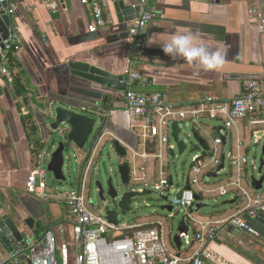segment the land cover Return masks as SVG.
I'll use <instances>...</instances> for the list:
<instances>
[{"label": "crops", "instance_id": "0c3cea01", "mask_svg": "<svg viewBox=\"0 0 264 264\" xmlns=\"http://www.w3.org/2000/svg\"><path fill=\"white\" fill-rule=\"evenodd\" d=\"M12 1L16 11L12 22L18 26L17 38L21 49L13 55L11 64L20 78L18 84L22 93L17 94L14 86L6 87L0 94V203L19 228L25 242L42 241L46 232L54 229L58 263L61 264V244L66 241L71 246L72 224L60 199L42 200L26 190L29 175L37 164L33 141L42 143L43 146L47 143L51 134L49 123L46 122L47 111L54 103L65 104L77 110L102 107L107 112L104 130L107 135L100 146L116 139L127 153L131 154V149L142 152L140 140L130 131L132 119L125 110L121 93H116L105 104L106 96L114 92L74 75L70 68L71 63H85L108 70L114 75H125L131 56L128 29L133 22L126 20L137 15L135 12L126 17L121 15L120 19L115 5L110 0H101L106 25L97 32H91V13L81 0H52L58 6L60 16L54 15L45 4L36 0ZM123 1L126 5H138V0ZM32 4L35 6L30 11L29 6ZM151 4L158 13V17L149 26L154 44H148L138 64L146 84L134 86V91L142 94L161 93L174 106L187 107L208 95L225 101L238 98L246 80L230 77L264 79V31L248 16L247 0H221L220 3L215 0H151ZM177 29L195 34L198 46L202 45L213 51L219 49L224 55L223 64L212 71H204L202 67L197 68L182 59L172 60L165 55L160 44L170 40ZM24 109L28 112L27 115H24ZM28 116L36 126L32 136L24 124ZM260 117L264 118V114ZM205 128L207 131L212 130L207 123ZM255 128L248 119L240 122L237 129L230 133V150L235 148L236 139L239 138L245 142L242 150L247 156L250 146L255 145L251 141ZM223 152L225 153V148ZM86 155L78 158L80 161L84 160ZM137 163L142 166L141 160H137ZM251 164L252 171L255 172L258 169L256 161ZM147 166V178L152 180V162L148 161ZM219 172L211 170V174L204 177L212 178L210 175L215 173L218 176ZM236 177L232 173L224 185L215 189L203 180L198 189L197 204H201L208 195L222 196L217 190L232 184ZM244 177L243 185L248 180V169ZM244 187L250 195L264 197V186L260 191L250 184ZM48 189L51 193L54 192L51 188ZM231 192L233 198L226 203L229 207L224 211L208 216L200 214L201 208L196 215L203 220L229 217L233 213L234 204L244 202L239 196L240 191L229 188L227 195ZM131 220L137 224L163 223L150 216ZM59 226H63V234L56 229ZM240 234L233 232L235 237L230 242L211 243L209 247L232 264H264V246L260 243L259 255L254 248L249 249L253 252H248V248L243 246V239L238 237ZM21 244L23 243H17L13 239L0 242V256L8 260ZM173 246L177 249L174 241ZM81 250V246L71 247L70 262ZM14 264L30 263L21 257Z\"/></svg>", "mask_w": 264, "mask_h": 264}, {"label": "built area", "instance_id": "2783aa9c", "mask_svg": "<svg viewBox=\"0 0 264 264\" xmlns=\"http://www.w3.org/2000/svg\"><path fill=\"white\" fill-rule=\"evenodd\" d=\"M36 1L45 4L53 14L59 13L54 1ZM122 1L110 0L114 5ZM81 2L91 13L92 23L89 30L97 32L106 25L101 0H81ZM247 2L248 16L264 31V0H247ZM0 4V15L10 18L7 38L3 37L0 27L1 94L6 87H14L16 84L18 75L12 67L11 59L20 51L21 46L17 38L18 26L12 22L16 15L15 4L12 0H0ZM34 6L35 4L30 5L29 10L32 11ZM138 6L140 12L128 29L131 56L125 72L128 76L127 90L121 93L125 110L130 113L132 119L130 131L140 140L142 149V152H138V149L130 150L131 157L127 159L129 177L132 183L141 186V192L149 190L151 193L159 194L160 198L166 196L167 205L173 207V211L176 209L177 214L184 212L183 217L188 232L178 231L182 243L180 250L175 248V251L168 246L164 223L137 224L130 220L114 225L104 214L95 213L88 208L87 185L90 172L95 165L100 144L107 134L103 133L90 147L84 160L80 161L77 156L78 179L72 191L63 194L49 191L46 181L47 171L40 165V155L36 159V167L29 175L26 190L42 200L58 198L65 205L72 224L73 239L71 246L66 241L61 244V264H71L70 250L73 246L82 248L81 252L75 255L74 264H232L209 246L211 243L230 242L235 237L233 232L247 233L250 237L258 239L259 234L250 227L246 217L257 218L261 214L264 215V197L250 195L243 185L248 166V158L242 150L245 142L237 138L235 148L229 153H224V140L228 145L230 133L246 119L255 127L264 124V118L260 117L264 114V79L246 81L242 94L232 101L208 95L198 103L187 107L174 106L167 102L161 93L142 94L134 91V86L146 84L138 64L151 37L149 26L158 17L151 0H138ZM23 113L28 114L25 109ZM106 114L101 113V116L105 118ZM208 120H222V129L218 132L216 128H212L216 133L212 144L208 145L205 141L207 147L197 151L187 182L183 185L176 184L165 163L166 154L171 155L176 149V143L172 138V126L177 124L181 128V124L189 123L194 134L201 137L200 132L209 134L205 128ZM209 136L211 137L210 134ZM263 139L264 131L255 128L251 135L252 143L258 145ZM223 159L229 160L231 167L236 170L237 177L232 184L220 187L217 192L224 196L228 194L229 188L237 189L244 202L235 203L233 213L225 219H200L196 216L198 189L206 178L204 176L211 174V170H218L225 162ZM137 160L142 161V166ZM148 161L153 165L152 186L147 178ZM56 229L61 234L65 232L63 226ZM43 239L39 242L27 241L19 245L8 260L0 256V264L17 263L23 256H26L30 264H59L54 229L48 230ZM190 250L192 253L189 254Z\"/></svg>", "mask_w": 264, "mask_h": 264}, {"label": "water", "instance_id": "95a60500", "mask_svg": "<svg viewBox=\"0 0 264 264\" xmlns=\"http://www.w3.org/2000/svg\"><path fill=\"white\" fill-rule=\"evenodd\" d=\"M215 1L216 3H220L221 0H215ZM115 8L120 19L122 18L121 15L126 17L128 14H133L135 12V14L138 16L140 12V7L138 5H133V6L126 5L124 1L116 4ZM59 14L60 13L54 15L60 16ZM137 16L128 19L126 21L135 20ZM9 24H10V18L7 16L0 15V27H1V31L4 34L3 35L4 38H7ZM70 68L72 69L74 75L92 81L114 92L113 94L106 96L105 104L108 102L110 98H113L116 93H122L127 90V80H128L127 75H114L108 70L91 66L85 63H71ZM230 78L235 80H246V81L251 79H259L257 77H248V76H233ZM57 104L60 106L55 110V116H53L52 114L53 123L49 124V128L51 129L50 130L51 134L47 143L51 140V136L54 132L56 133L58 132L63 137V141L58 143L57 150L54 152L50 163L48 164V166L45 167V169L47 172L53 174L55 180L59 182H65L66 177L64 175L63 169L65 167V160H66L65 157V150L67 148L66 142L73 143L78 150H84L89 143H91V146H93L96 143V141L99 139V137L104 133V130L106 129V124H105L106 117L105 118L102 117L101 113H107V112L102 107L94 108L93 110L86 109V110L78 111L77 109H73L70 107L65 108L66 107L65 104H59V103ZM73 110H77V111H73ZM99 118L101 123L99 124L98 127L99 129L97 133L94 134L95 127L97 125V119ZM62 125H65L66 128L68 129L67 134L64 133V130H61ZM221 129L222 127L216 128L218 132H220ZM181 133H182V128H180L177 124H174L172 126V138L173 141L176 143V146H178L179 154H183L187 148V144L180 139ZM194 135L195 138L197 139V144L194 146V151L197 152L201 148L206 149L207 146L205 140L199 137L198 134H194ZM109 141H107L106 143L110 144V147L116 152V154L119 157H126L127 151L120 144L119 141H117L116 139L111 140L110 142ZM46 144L43 146V148L46 146ZM225 144L226 141L224 140V145ZM42 149L40 151H42ZM101 149L102 148H99L97 157L100 154ZM40 151L36 153L37 158L40 155ZM262 154L264 155V144H263ZM175 155H176L175 151H172L171 156L174 157ZM77 156H78L77 154L74 155L76 160H77ZM223 161L225 160L223 159ZM224 168H225V163L223 162V164L219 167L218 171H222ZM118 172L120 175L121 183L123 185L128 186V189L124 190L121 196H119V191L115 189L112 178H109L107 182L108 190H105L104 185L101 181H97L95 183L100 200L103 202L107 200H111L114 202L115 207L113 209H110L108 207H106L105 209H100V213L104 214L109 220V222L114 225L123 223L120 222L119 220L121 215L126 216L128 213L133 211L134 198H136L137 196L143 197L151 194L149 190H145L144 192H141L140 189L136 190V188L134 187L140 186L139 184L131 185L132 182L130 181V177H129V164L127 163V159H125L124 161H120ZM256 172H258L259 178H255V176H252L250 185L254 187L257 191H260L263 189L264 186L263 157L260 160V164ZM210 177L215 178L217 177V174L213 173L212 175H210ZM1 196L2 194H0V198H2ZM162 199L166 201V204L162 206V210L171 213L173 211V207L167 205L168 197L165 196ZM196 200L197 202L199 201L198 196L196 197ZM203 206L204 205L202 204H197V209L200 210ZM246 220L250 225V227L253 228L259 234V238L257 239L259 243L264 244L262 242L264 241V215L261 214L257 218L246 217ZM178 231L180 233L188 232V227L185 223L184 217H182V219L180 220L177 233L173 238V241L177 249L180 250L182 243ZM10 239L15 240L17 243H25L24 238L19 231V228L9 217V215L7 214L6 210L3 207V204L0 203V242L5 243L8 242V240ZM23 257L24 260H27L26 256ZM28 263H30L29 260Z\"/></svg>", "mask_w": 264, "mask_h": 264}, {"label": "rangeland", "instance_id": "374dc122", "mask_svg": "<svg viewBox=\"0 0 264 264\" xmlns=\"http://www.w3.org/2000/svg\"><path fill=\"white\" fill-rule=\"evenodd\" d=\"M60 105L54 103L48 112L46 117V122L51 124L53 123V116H55V110ZM65 107V106H63ZM65 108H68L66 106ZM77 111V110H73ZM79 111V110H78ZM101 123L100 118L97 119V125L95 127L94 134L97 133L99 124ZM206 123L209 125L210 128H216L219 126H223L222 120H208ZM182 133L180 134V139L183 140L187 144V148L183 154H179L178 146H176L175 153L176 155L172 157L170 154H166L165 156V163L168 166L169 174L173 177L176 184H184L187 182L188 177L190 176V170L193 164V158L198 154L194 151V146L197 144V139L195 138L194 131L191 128L189 123L181 124ZM256 129H264V125L256 127ZM61 130H64V133L67 134L68 129L65 125L61 126ZM209 134H205L204 132H200L201 138H203L208 145L212 144L213 137L216 136V133L213 130L207 131ZM63 141V137L57 132H54L51 136V140L46 144V146L40 151V165L45 168L50 163L54 152L57 150L58 143ZM110 142V141H109ZM264 141L261 142L259 145H251L250 150L247 154L248 157V180L245 181L244 185L247 186L251 182V177L255 176V178H259L258 172L252 171V161H256L257 166L259 167L260 160L264 155L262 154ZM91 143L87 145L84 150H78L77 147L73 143L66 142V150H65V167L63 169L64 175L66 177L65 182H59L55 180L52 173L47 172L46 181L48 187L51 188L56 193H66L72 191L74 186L77 183L78 179V164L76 163V159L74 157L75 154L78 157L82 155H86L88 153V149L90 148ZM101 152L96 158L95 165L90 172V178L87 185V206L90 210L95 213L100 212V209H105L106 207L113 209L114 202L111 200L101 201L97 192V187L95 183L97 181H101L104 185L105 190L107 188V182L109 178H112L113 185L117 191H119V196L122 195L124 190L128 189L127 185H123L121 183L120 175L118 172L120 161L125 159H129L131 157L130 152L127 153L126 157H119L116 152L110 147V144L104 143L101 146ZM231 148V144L225 147V153H229ZM236 174V170L233 169L230 165L228 159L225 162V169L218 173L217 178H207L203 179L207 185L212 186L213 189L224 185L226 180L231 174ZM254 174V175H253ZM149 184L152 186V180L149 179ZM215 183V184H214ZM134 183H131V185ZM136 190H139L140 186H135ZM233 198V193L231 192L227 196H219L218 194L208 195L205 199L201 201V204L204 206L202 207L200 214L212 216L218 212H222L229 207L226 205L227 202L231 201ZM166 204L162 198H160L159 194L151 193L146 196H137L133 199V211L128 213L126 216H122L119 218L120 222H128L133 218L138 217H146L150 216L155 220L162 221L165 225L166 230V240L168 246L175 250L173 246V238L177 233L178 225L180 220L183 217L184 212H180L177 214V210L175 209L172 213L168 211H163L162 206ZM173 214V217L171 215ZM199 217L198 215H196ZM191 237H193V233H191ZM238 237L243 239V246L249 249L254 248L256 250V254L259 255L260 253V246L261 244L255 238L250 237L247 233H241ZM258 251V252H257ZM75 263V258L71 259V264Z\"/></svg>", "mask_w": 264, "mask_h": 264}, {"label": "clouds", "instance_id": "9594fccd", "mask_svg": "<svg viewBox=\"0 0 264 264\" xmlns=\"http://www.w3.org/2000/svg\"><path fill=\"white\" fill-rule=\"evenodd\" d=\"M197 36L192 33L181 32L177 29L172 33L170 40L160 44L165 55L172 60L182 59L185 62L200 68L204 71H212L219 68L224 62L223 53L217 49L215 51L205 46L197 45ZM148 44H154L153 36L149 37Z\"/></svg>", "mask_w": 264, "mask_h": 264}, {"label": "trees", "instance_id": "16d2710c", "mask_svg": "<svg viewBox=\"0 0 264 264\" xmlns=\"http://www.w3.org/2000/svg\"><path fill=\"white\" fill-rule=\"evenodd\" d=\"M19 77H17V81H16V84H15V89L17 91V94H21L22 93V88L21 86L18 84L19 82ZM30 117L28 116L27 118H25V126L28 128L31 136L34 134V132L36 131V126L34 125V123L30 120ZM33 146H34V151L39 152L42 148H43V144L42 143H39V142H35L33 141Z\"/></svg>", "mask_w": 264, "mask_h": 264}, {"label": "flooded vegetation", "instance_id": "af4514ba", "mask_svg": "<svg viewBox=\"0 0 264 264\" xmlns=\"http://www.w3.org/2000/svg\"><path fill=\"white\" fill-rule=\"evenodd\" d=\"M264 243V241H262ZM264 246V244H262Z\"/></svg>", "mask_w": 264, "mask_h": 264}]
</instances>
